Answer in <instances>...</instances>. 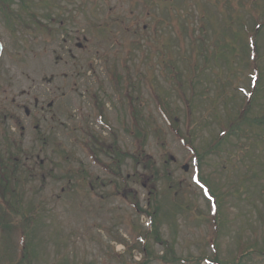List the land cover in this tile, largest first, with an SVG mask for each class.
Listing matches in <instances>:
<instances>
[{"label": "rangeland", "instance_id": "374dc122", "mask_svg": "<svg viewBox=\"0 0 264 264\" xmlns=\"http://www.w3.org/2000/svg\"><path fill=\"white\" fill-rule=\"evenodd\" d=\"M2 1L5 0H0V4ZM6 2L9 13L20 17L11 21L15 30H10L5 14L0 11V138L2 141L11 139L13 147L7 157L12 159L10 162L7 160L11 169L15 156L21 155V160L35 171L36 178L30 181L29 186H25L22 183L24 181H17V173L12 180L20 183L18 195L25 207L26 204L35 205L38 208L36 214L40 217H36L38 221L32 224L29 235L27 232L21 233L23 231H18L21 235L11 232L3 234L15 244L11 247L17 248L16 245L21 242L33 241L36 247L45 248L41 255L48 264H57L56 249L61 234L73 248L68 253H77L80 259L89 260V256H92L96 263L100 257L101 264H127L121 259L127 256L121 241L129 245L141 243L138 238L151 230L147 218L139 215L132 199L137 196V207L145 210L150 206L147 205L150 196L153 197L152 203L163 204L157 235L170 247L174 246L178 259L196 258L198 264H207L201 260L207 256L216 257L220 264H236L239 250L264 252V142L253 146L251 151L248 143L250 139L231 138L230 143L222 146L219 154L209 153L200 157L203 148L218 138L224 127L229 125L221 119L225 117L226 110L236 112L238 104L245 98L241 89L248 91L251 87L250 70L242 66L237 76H227L228 96H223L221 83L215 85L214 75L209 69L194 78L195 99L191 110L196 122L192 129L187 123L186 100L172 92L170 106L176 108L180 116L177 127L162 115L159 103L149 90V84L153 81L151 75H156L154 83L161 85L159 90L163 91L171 89V76L166 75L163 65L157 63V58L146 57L139 51L141 43L156 52L157 44L161 43L156 42V38L163 40L162 31H171V35H166V38L171 37L173 50L185 48L187 60L178 59L176 55L168 60L182 68L185 75L184 90L189 96L191 93L187 80L192 77L189 71H199L203 67L202 57L198 61L192 60L189 51L198 50L200 45L203 57H207L206 50L202 48L203 41H209L207 47L211 49L214 48L211 45L216 44L218 47L221 40L220 36H212V29L220 32L222 25L216 7L220 6L219 9L228 18L231 11L237 10L241 4H237L236 0H222L219 5L220 0H213L214 6L211 1H207L212 9L208 13L213 24L209 19L203 24L201 9L192 2L190 16L183 17L186 12L185 0L169 2L172 10H176L174 12L165 10L171 6L147 4L151 10L143 2L134 4L129 0ZM258 3L261 4V0ZM239 11L245 15L244 32L253 33L259 28L256 41L261 57L259 69L263 74L260 85L264 86V11L260 14H253L249 9ZM215 15H219V22ZM57 20L64 21V32L55 30L50 35L38 32V21L57 29ZM99 26H103L105 31H98ZM142 26H148L150 36L141 31ZM234 27L227 33L225 40L233 39L234 33L238 34L237 24ZM208 30L210 37L206 39L203 37L204 31ZM180 31L182 40L178 38ZM151 36L154 40L149 44L148 38ZM145 37H148L146 43ZM240 40L243 38L234 40V47ZM209 59L210 64H214ZM115 62L127 80V77L132 78L135 90L138 86L140 88L142 111L136 116L127 110L128 107L123 109L119 98L113 93L109 69ZM224 80L226 76H223ZM96 94L107 104L103 115L119 135L124 150L152 160L153 168L158 173L153 183L155 191L151 189V184L143 186L139 178L143 168L139 166L138 174H135L137 167L131 160L123 162L121 171L117 167L120 176L128 179L121 180L115 192L124 194L125 198L107 199L105 195L110 191L109 183L105 187L94 188L91 193L83 185L78 187V179H75L69 189H65L68 186L66 177L71 170L81 171L80 164L92 176L98 175L103 181L117 179L94 163L95 159L88 155L90 153L86 147L87 127L90 130L95 127L94 132L101 133L103 137L109 135L108 128L104 129L101 125L100 105L96 107L94 103ZM165 94L161 92L160 97L164 99ZM218 95L220 98L214 102ZM253 115L264 117V98L261 96L254 103ZM134 116L139 118L137 126L142 133L144 120L152 126L148 140L138 147L123 130L124 125H134ZM256 133L258 138L264 137L262 131L257 130ZM248 136L255 139L252 132ZM2 147L0 154L6 156V148ZM60 149H64L70 157L67 161L59 152ZM166 160L170 164H166ZM103 161L106 159L103 158ZM185 166H188L186 171L183 169ZM47 173L59 179H42ZM166 188L177 189L178 200L164 194ZM208 192L217 200L218 229L212 219ZM148 210L153 212L154 206ZM198 213H204L205 216L198 217ZM167 214L172 217L178 215V231L169 222L172 218H168ZM15 220L17 224L18 217ZM22 235L27 236L24 241ZM154 236H146V245L155 251ZM10 249L15 256L18 255L17 251ZM113 249L115 256L122 257H113ZM158 251L161 252L160 244ZM134 256L141 258L143 254L134 249L132 256L127 259L131 261ZM35 264L43 263L35 260ZM241 264H264V257H246Z\"/></svg>", "mask_w": 264, "mask_h": 264}, {"label": "trees", "instance_id": "16d2710c", "mask_svg": "<svg viewBox=\"0 0 264 264\" xmlns=\"http://www.w3.org/2000/svg\"><path fill=\"white\" fill-rule=\"evenodd\" d=\"M130 1L134 4H137L136 2H140V3L143 2L144 4L147 5V3H149L152 0H130ZM202 1L203 0H195L196 5L199 6L201 9L202 16H204V18H205L206 9H205V6L203 5ZM210 1L212 2V4H214L213 0H210ZM1 8L6 10L7 6L3 3L1 5ZM13 16L15 17V15H13ZM236 19L239 21V23H241V27L244 29V26L242 24L240 17L236 16ZM38 28H39V30H41L43 32H46V31L50 32L51 31V30H49L47 25H44L42 23H38ZM229 28H230L229 25H225L221 29V32H220L221 33L220 34L221 40H220L219 46L217 47L215 45V48H212V49H210V51L207 52V55L214 58V62L218 67V72H219L218 75H221V76H223V75H226V76L237 75L236 74V72L238 73V70L236 68L238 65L237 58L239 56H242L241 51H240L241 50L240 45H237L236 47H234V40H236L238 38H242L243 33H245V32L243 30L239 31L238 36H236V37L234 36V38L231 40H227V39L225 40V38L223 36L226 37V34L229 32ZM147 30H148V28H146V27L141 29V31H143L145 33H147ZM240 42H242V40H240ZM202 47H203V50H207L204 45H202ZM198 49L199 50L197 51V53L194 54L195 57L196 56L199 57V56L203 55L201 53V47H199ZM244 49L248 52L250 51V47H249V49L247 47H243V50ZM146 51L147 50H144L141 47L142 53H146ZM181 55H182V53L180 51V56ZM159 56L162 57L163 60H165V62H166L167 56H172V52L169 49H167V50L164 49L163 51H161ZM253 57L255 59L254 60L255 67L257 69V63H258L259 57L255 53H254ZM208 59H209V57H206L205 59H203V61L208 62ZM221 60H223L226 65H222ZM201 71H203V70H201ZM118 72H119V68H113L110 71V73L113 77L112 83H113L114 89L117 93L121 92V87L123 86V82H124V79L118 75ZM257 72H258V69H257ZM181 75H182V72L180 70H177L174 74V77H177V79L174 78L177 81V87L175 88V90L179 93V96L182 99H184L186 97L187 93H185V91L181 85V83H182V79H180ZM151 78H153V77H151ZM190 81L192 82V80H190ZM130 83H131V81H130ZM130 85H127V88L131 87L133 90L131 93H128L129 97H131L130 100H131V102H133L134 105L135 104L138 105L139 104L138 103L139 95L136 92L135 88H133L132 83ZM150 86L152 88V84H150ZM193 90L194 89L192 87V91ZM253 91L254 92H253L252 96H250L248 103L245 102L244 106L242 105L236 112L226 110L225 117H221V119H222V121H227L229 123V125L224 127L223 132L219 135L218 138H216L214 141H212V143H210L207 147L203 148L204 149L203 154L200 155L201 158L205 157L209 153L219 154L222 150V146L225 145L226 143H230L231 138L242 139V137H245L247 139H250L248 143H249V147L251 148V151L253 149V146L259 145L260 143L264 142V137L258 138V134L256 133L257 130H260V131H262V134L264 136V117L263 116H254L253 115V109H252V105L259 98L260 87L255 86L253 88ZM132 94H136V97L133 98ZM167 94H168L169 98H172L169 93H167ZM194 94H195L194 92L191 93V97L186 100L189 106L192 103V101H194V99H195V98H193ZM222 94H223V96H228V91L224 88ZM218 98H220V95H218L214 98V102H216L218 100ZM169 105L170 104L168 103V98L164 99V100H162V102H160V108L163 110V113H165V115H167V118L171 121V123H173V124L177 125V127H179V124L177 123L179 118H180L179 113L177 110L175 111L173 109H170ZM189 106L187 109L188 110L187 120H188V127L192 129L194 127L195 118H194L192 110H191L192 108ZM168 107H169V109H167ZM226 109H228V106L226 107ZM215 112H216V110H215ZM206 121H208V120H206ZM143 126H144L143 129H141L143 131V133L141 132V134L142 135L144 134V137L142 135H139V133H138V136H139V138L142 139V141L144 143L149 138L150 129L152 128V126H151V124H149L145 120H144ZM251 132L253 133V135H255V139L249 138L248 134H250ZM9 151H7L8 157L10 154ZM59 152L61 153L63 158L66 157L67 154H66L64 149H60ZM120 152H121L120 149H118L117 152H115L117 160H119L120 158L123 157V156H121ZM15 157H16V159H18L20 156L16 155ZM125 157L132 158L134 156L127 154ZM4 159H5V157L0 154V167L7 165V160L9 162L12 161V159L7 158V155H6V160H5V164H4L3 163ZM134 159L139 161V158H134ZM144 160L147 162L146 169L148 171V173L145 175L144 179H145V181L154 182L155 181L154 178H156L158 176V173L154 170L153 163L150 159L144 158ZM13 164H14L15 169L17 171V179H18L17 181L18 182L24 181V183L26 181L28 182L29 178H31L30 173L29 172L26 173V170L24 169L25 166H23V167L21 166L22 165L21 160H17ZM19 168H22L21 171H18ZM165 175L168 178V174L166 173ZM18 182L15 183V188H14V186H11L12 185L11 182H9L7 180L3 181L1 179L0 180V198L4 199V198H6V196H9L13 199H15V198L17 199L18 198V192H19L18 187L20 184ZM27 182H26V184H27ZM177 191H178L177 189H174L171 191L168 188L165 189V193H167V194L175 195L177 193ZM136 205H137V203H136ZM9 208L15 209L16 210L15 214L17 216H21V219H22V221H19L16 225L14 224L13 228L16 230H18V228H19V230H25V231L28 230L29 223L31 225L34 222V218H36L35 212L34 211H28L26 208H25V210H23V212H21V210L23 208L16 205V204H11L9 206ZM158 210H159V208H158ZM1 215L2 214L0 212V216ZM157 217H158V215H156L155 218H157ZM4 218L8 219L9 217L4 216ZM155 218H152V222H153L152 228L154 231H157L160 225H159L158 220L157 221L155 220L156 223L154 224ZM171 223H172V225H174V227H176V219H173L171 221ZM18 225H20V226L17 228ZM1 227H2V224H0V228ZM241 259L239 261H241Z\"/></svg>", "mask_w": 264, "mask_h": 264}]
</instances>
